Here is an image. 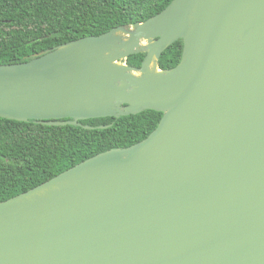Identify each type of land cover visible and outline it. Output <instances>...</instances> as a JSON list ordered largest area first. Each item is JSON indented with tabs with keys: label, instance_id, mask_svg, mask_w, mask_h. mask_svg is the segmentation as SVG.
<instances>
[{
	"label": "water",
	"instance_id": "obj_1",
	"mask_svg": "<svg viewBox=\"0 0 264 264\" xmlns=\"http://www.w3.org/2000/svg\"><path fill=\"white\" fill-rule=\"evenodd\" d=\"M145 111L163 117L142 142L0 203V264H264V0H174L0 65L2 119L82 127Z\"/></svg>",
	"mask_w": 264,
	"mask_h": 264
},
{
	"label": "trees",
	"instance_id": "obj_2",
	"mask_svg": "<svg viewBox=\"0 0 264 264\" xmlns=\"http://www.w3.org/2000/svg\"><path fill=\"white\" fill-rule=\"evenodd\" d=\"M174 0H0V65L31 61L36 55L121 26L143 23ZM183 41L161 56V70L181 61ZM146 54L131 56L127 65L140 68ZM163 114L103 118L75 126H48L0 118V203L26 193L78 164L112 149L145 140ZM111 126L107 129H96Z\"/></svg>",
	"mask_w": 264,
	"mask_h": 264
}]
</instances>
